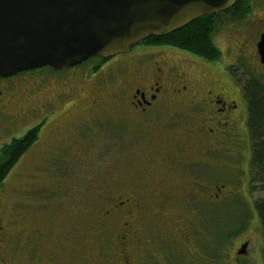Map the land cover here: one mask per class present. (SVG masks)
I'll use <instances>...</instances> for the list:
<instances>
[{"label":"flooded vegetation","instance_id":"flooded-vegetation-1","mask_svg":"<svg viewBox=\"0 0 264 264\" xmlns=\"http://www.w3.org/2000/svg\"><path fill=\"white\" fill-rule=\"evenodd\" d=\"M218 20L228 31L224 40L238 42L235 49L229 48L232 63L217 67L228 74L224 82L212 79L213 75L204 83L193 79L181 63L190 53L149 41L108 59L95 58L90 66L45 67L0 77V123H33L21 138L36 131L35 140L20 158L40 146L43 153L52 155L78 154L76 137L86 132L74 123L114 124L108 134L117 140L123 134L129 137L125 153L130 156L138 144V187L127 185L123 177L113 179V185L100 186L98 191H112L115 196L99 206L86 205V213L54 239L46 228L42 237L45 252L27 250L28 264H202L204 257L196 245L205 239L201 210L227 198L224 186L215 177L209 178L207 167L219 168L222 144L233 141L234 145L238 129L246 123L242 86L230 66L252 63V76L263 77L257 44L264 33V0H235L229 10L214 16V24ZM221 55L220 50L211 65ZM79 83L86 84V91L79 92ZM76 112L88 121H80ZM164 113L167 120L159 123ZM57 115L63 118L56 119L62 125L50 126ZM101 116L108 120L101 121ZM51 138L59 139L54 143ZM94 147V141L90 142L87 157ZM245 177L248 183V170ZM124 186L132 187L131 193L123 192ZM226 204L229 219H245L248 225L247 208L232 200ZM7 209L1 202L0 223ZM197 225H201L199 231ZM17 234V230L0 227L1 259L7 240ZM247 255L248 251L239 256L235 251L232 263L239 264Z\"/></svg>","mask_w":264,"mask_h":264},{"label":"rangeland","instance_id":"rangeland-1","mask_svg":"<svg viewBox=\"0 0 264 264\" xmlns=\"http://www.w3.org/2000/svg\"><path fill=\"white\" fill-rule=\"evenodd\" d=\"M225 28L224 25L220 26L218 20L214 35V41L222 51L218 63L211 65L210 62L202 59L197 60L193 55L189 56L190 58L186 57L187 60L181 61L187 65L193 79L204 83L205 78L210 79V76L213 75L214 78L212 79L227 81L228 74L226 75L217 67L232 63L229 48L235 49V44L238 45V42L234 41L229 44L224 40L228 34ZM166 53L170 54L172 51L166 50ZM91 64L87 63L86 65L90 66ZM253 68L255 65L252 63H237L236 68L230 66V73H236L234 76L238 77V82L242 86L246 79L252 77V72L255 71ZM262 72L264 73V71ZM263 73L261 74L264 81ZM78 90L79 92L86 91V84L79 83ZM80 108L83 109V107ZM76 114L80 121H88V117L81 112H76ZM58 116L63 120L60 115H57L53 122L49 123L50 126L62 125L58 123L59 120H56ZM49 117L51 116L47 118ZM167 117L168 114L164 113L159 123L166 122ZM100 120L105 121L108 118L101 116ZM92 121L95 122L96 118H92ZM32 124L17 123L12 126L9 123H0V145L11 137L21 136L23 130ZM74 124L83 126V130L86 132L85 134L79 132L80 134L76 137L78 154L52 155L43 153L41 146L33 148L31 152L20 158L6 177L4 188L0 194V203L6 204L8 209L0 227L2 231L17 230L19 234L7 240L4 256L2 259L0 258V264H28L25 260L27 250H35L36 252L44 250L45 252V245L42 240V237L45 238L44 232L48 231L50 239H54L58 233H65L63 228L74 222L75 218H81L86 213L84 208L86 205L99 206L102 205L104 199L108 200L115 196L112 191H98L100 186L113 185L115 184L113 179L118 180L121 177L126 180L127 185L135 186L138 183V144L133 150L135 154L130 156L125 153L127 151L125 150L126 142H128L129 137L123 134L117 140L115 135L110 136L108 134L114 124L99 122ZM238 131L239 136H237V142L234 145L233 141L222 144L223 150L220 154L219 168L207 167L208 173H210L209 178L214 179L215 177L224 186L223 192H227V198L226 201L219 204L208 203L201 210L205 215L204 220H206L205 245L203 244L202 250L208 257V252L216 248L215 254L221 253L224 261L233 264L231 259L234 252L239 248L243 239H246L249 241L248 255L239 264H264V228L253 211H250L251 201L261 197L262 193L260 191L250 193L247 188L245 172L248 170L249 140L245 124L240 126ZM46 137L47 133L43 132L42 138ZM58 139L51 138L54 143H57ZM92 141H94L95 147L92 156L89 158L85 154L87 146ZM224 141L227 142V140ZM99 143L105 144V146H98ZM56 152L59 153L60 151ZM115 152L120 153L114 154ZM128 187L124 186L122 191L131 193L132 187ZM230 200L235 205L247 208L249 212L248 225H244L242 229L240 228L242 226L241 220L237 222V219L232 218L234 221L229 219L231 214L228 213L226 203ZM213 223H216V227L219 225L218 237H221L222 230L226 231L232 228V224H235L232 229L236 235L228 236V239L221 244L217 241L218 238L210 227ZM196 227L199 231L201 225ZM46 228L47 231H45ZM224 231L223 234H226Z\"/></svg>","mask_w":264,"mask_h":264},{"label":"water","instance_id":"water-1","mask_svg":"<svg viewBox=\"0 0 264 264\" xmlns=\"http://www.w3.org/2000/svg\"><path fill=\"white\" fill-rule=\"evenodd\" d=\"M235 0H0V77L110 58L166 36ZM264 64V33L257 44ZM248 242L237 255L246 254Z\"/></svg>","mask_w":264,"mask_h":264},{"label":"trees","instance_id":"trees-1","mask_svg":"<svg viewBox=\"0 0 264 264\" xmlns=\"http://www.w3.org/2000/svg\"><path fill=\"white\" fill-rule=\"evenodd\" d=\"M214 15L202 17L189 23L183 29L170 33L163 37H149L150 43L171 45L180 50H184L208 62H215L219 58V51L212 42L211 35L214 30ZM242 94L246 102V129L249 139V162H248V183L249 192L260 191L262 196L251 201L250 207L256 215L259 223L264 228V81L258 77L252 76L245 80L242 85ZM36 138V131L32 130L26 133L19 140H12L0 148V194L4 188L6 177L18 162L22 153L32 144ZM244 220L241 224L244 226ZM216 224V223H215ZM213 223L210 227L214 235L221 244L228 239V236H234L236 233L232 228L221 232L218 237L219 228ZM232 227V226H231ZM227 228V227H226ZM200 240L197 242L202 251V264H229L223 260L222 254L215 249L204 256Z\"/></svg>","mask_w":264,"mask_h":264}]
</instances>
